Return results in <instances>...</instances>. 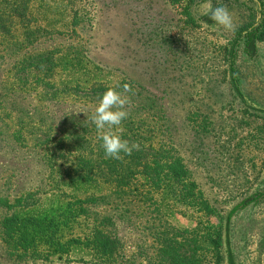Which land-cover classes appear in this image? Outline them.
<instances>
[{
  "label": "trees",
  "instance_id": "16d2710c",
  "mask_svg": "<svg viewBox=\"0 0 264 264\" xmlns=\"http://www.w3.org/2000/svg\"><path fill=\"white\" fill-rule=\"evenodd\" d=\"M77 1L0 0V69L12 60L0 74L3 256L16 263L48 260L53 255L72 261V253H82L75 261L219 264L225 259L226 264H236L230 239L232 217L249 200H264V188L221 212L191 178L173 137L168 108L144 97L141 86L123 75L110 81L96 75L77 41L63 49L42 47V35L68 38L75 32L80 23L74 11ZM166 1L188 24L213 22L209 13L195 18L188 0ZM255 4L257 19L254 11L237 24L225 52L228 85L240 100L237 46L241 44L243 53L253 57L264 38V0ZM60 7L72 15L69 23L58 17ZM54 8L55 17L49 16ZM43 10L44 23L39 17ZM14 36L17 40L10 46L6 42ZM124 83L135 94H129V118L115 131L138 143L139 150L115 160L105 158L101 133L87 116L108 88L119 91ZM66 100L74 104L73 109L61 108L56 116L49 105H64ZM20 152L25 153L23 168L18 160L15 166L10 163L11 156ZM176 207L197 214L193 228L173 221ZM209 215L217 216V229L209 225ZM127 233L137 234L128 254L123 245Z\"/></svg>",
  "mask_w": 264,
  "mask_h": 264
},
{
  "label": "rangeland",
  "instance_id": "374dc122",
  "mask_svg": "<svg viewBox=\"0 0 264 264\" xmlns=\"http://www.w3.org/2000/svg\"><path fill=\"white\" fill-rule=\"evenodd\" d=\"M188 1L195 18L209 13V5L215 3L227 5L236 25L254 11L255 19L258 16L255 0ZM57 8L51 9L49 16L55 17ZM74 8L80 23L72 38L42 35V47L63 49L77 41L86 50L94 65L90 63L89 67L96 75L108 81L123 75L141 86L144 97L150 96L157 105L168 108L173 137L191 178L221 212L264 188V112L257 110L264 109V38L253 57L243 53L241 44L237 46L240 100L229 88L225 71V52L232 32L214 21L188 24L166 0H78ZM40 13L44 23L46 13ZM58 17L69 23L72 15L60 7ZM15 40L14 36L6 43L12 46ZM10 62L3 66L7 68ZM73 106L66 100L64 105L49 108L57 116L61 108ZM24 155L20 152L17 157L11 156L10 163L15 166L18 160L19 168L25 167ZM178 209L173 208V221L180 227L193 228L197 214ZM206 219L217 229V216ZM230 230L236 264H264V200H249L238 209ZM127 236L123 245L128 254L137 234ZM72 254V261L53 255L48 260L16 263L3 256L0 246V264H93L75 261L82 253ZM219 264H226L225 259Z\"/></svg>",
  "mask_w": 264,
  "mask_h": 264
},
{
  "label": "clouds",
  "instance_id": "9594fccd",
  "mask_svg": "<svg viewBox=\"0 0 264 264\" xmlns=\"http://www.w3.org/2000/svg\"><path fill=\"white\" fill-rule=\"evenodd\" d=\"M208 11L210 19L216 25L228 32L235 31L237 25L227 5L221 4L215 8L209 5ZM129 94L134 95L135 92L128 83H124L119 91L116 88H108L102 94L94 113L90 117L87 116L101 133L99 140L102 142L105 158L123 160L125 156H131L133 151L139 150L138 143L122 138V135L115 131L129 118V106L132 103Z\"/></svg>",
  "mask_w": 264,
  "mask_h": 264
}]
</instances>
